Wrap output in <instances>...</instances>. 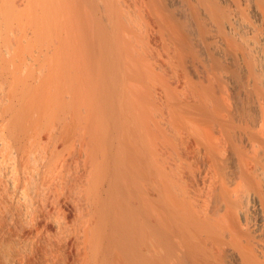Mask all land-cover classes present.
I'll list each match as a JSON object with an SVG mask.
<instances>
[{
  "label": "bare ground",
  "instance_id": "obj_1",
  "mask_svg": "<svg viewBox=\"0 0 264 264\" xmlns=\"http://www.w3.org/2000/svg\"><path fill=\"white\" fill-rule=\"evenodd\" d=\"M0 264H264V0H0Z\"/></svg>",
  "mask_w": 264,
  "mask_h": 264
}]
</instances>
